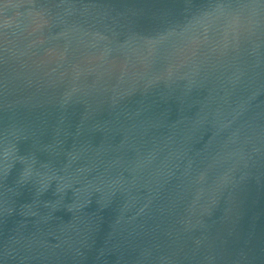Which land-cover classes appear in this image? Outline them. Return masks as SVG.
Instances as JSON below:
<instances>
[{
    "label": "water",
    "instance_id": "obj_1",
    "mask_svg": "<svg viewBox=\"0 0 264 264\" xmlns=\"http://www.w3.org/2000/svg\"><path fill=\"white\" fill-rule=\"evenodd\" d=\"M0 264H264V0H0Z\"/></svg>",
    "mask_w": 264,
    "mask_h": 264
}]
</instances>
